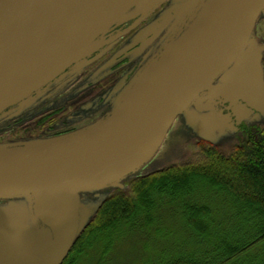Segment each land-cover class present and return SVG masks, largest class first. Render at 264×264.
Returning <instances> with one entry per match:
<instances>
[{
	"label": "water",
	"instance_id": "95a60500",
	"mask_svg": "<svg viewBox=\"0 0 264 264\" xmlns=\"http://www.w3.org/2000/svg\"><path fill=\"white\" fill-rule=\"evenodd\" d=\"M166 1L0 0V115L84 64L115 24L140 21ZM262 12L264 0H202L107 117L73 134L0 145V199L27 197L38 221L31 254L17 225L0 216V264H62L79 233L81 193L117 185L144 166L179 115L204 121L212 97L205 106L198 97L213 94L237 57L243 86L264 104V46L251 39Z\"/></svg>",
	"mask_w": 264,
	"mask_h": 264
},
{
	"label": "trees",
	"instance_id": "16d2710c",
	"mask_svg": "<svg viewBox=\"0 0 264 264\" xmlns=\"http://www.w3.org/2000/svg\"><path fill=\"white\" fill-rule=\"evenodd\" d=\"M241 130L230 155L203 144L202 162L140 177L131 194L107 199L62 264L88 263L93 252L96 264H112L121 242L150 240L161 212L181 217L189 246L151 264H264V122ZM138 248L133 255L140 259L145 250Z\"/></svg>",
	"mask_w": 264,
	"mask_h": 264
},
{
	"label": "flooded vegetation",
	"instance_id": "af4514ba",
	"mask_svg": "<svg viewBox=\"0 0 264 264\" xmlns=\"http://www.w3.org/2000/svg\"><path fill=\"white\" fill-rule=\"evenodd\" d=\"M201 2L202 0H167L140 21L132 19L115 24L106 34L109 42L87 58L84 64L68 68L40 93H35L29 101L14 104L0 115L1 123H8V120L9 128L13 130L4 140L13 141L1 145L49 140L73 134L91 126L92 122L107 117L133 78L162 52L167 43L185 29ZM121 38L128 41L122 49L116 53L107 49L116 46ZM250 46L249 42L246 50ZM129 57H136L133 69L123 76L116 87L113 88L109 82L94 88L78 86L79 81L85 78L88 67H97L103 72ZM242 60L243 55L237 57L215 80L213 94L205 91L198 97L201 106L207 105L212 97L213 110L235 125H239L241 117L258 102L257 95L252 89L243 86L242 79L237 74ZM88 79L89 77L86 81H91ZM205 98L208 99L203 100ZM195 104H192L191 111L196 109ZM24 115H27L25 119L22 118ZM244 125L248 124L243 123L241 126Z\"/></svg>",
	"mask_w": 264,
	"mask_h": 264
},
{
	"label": "rangeland",
	"instance_id": "374dc122",
	"mask_svg": "<svg viewBox=\"0 0 264 264\" xmlns=\"http://www.w3.org/2000/svg\"><path fill=\"white\" fill-rule=\"evenodd\" d=\"M251 38L260 46H264V12L259 15ZM127 42L126 38H121L120 41L115 44L116 46L107 49L113 50V53H116L122 49ZM135 58L136 57H129L128 59L112 65L103 72H100L97 67H88L89 69L84 75L85 78L79 81L78 86H91L94 88L103 85L104 82H109L114 88L122 80L123 76L133 69ZM87 77H89L88 80L91 81H86ZM114 97V103L116 104V94H114ZM214 112L216 111L209 110L201 113L206 119L201 121L198 125L189 122V115H179L168 130L156 155L144 166L122 179L117 185L107 186L99 190L82 192L81 201L85 207L82 208L81 212L79 232L95 219L100 208L107 199L121 192L131 194V182L133 180L174 165L202 162L205 158L201 149V147L204 146L203 144L216 146L223 153L230 155L234 146L240 140L239 137L242 135L241 125L243 123L255 125L264 122V104L259 100L255 102L251 110H247L248 113L245 116L241 117L239 125L233 124L231 120L222 114L225 120H220L218 117L220 113L216 112L215 114ZM26 117L27 115L22 118L25 119ZM1 121L2 119H0V145L13 141H4L13 130L9 128L10 124H8V120V123H1ZM96 122L90 124L93 125ZM88 127H90V125ZM0 216L7 218L10 222L17 225L25 238L26 245L29 246V252L35 254L38 221L30 210L28 198L19 196L0 199ZM182 225L183 220L180 216H174L172 212H161V215H158L157 225H155V229H153L154 234L150 240L147 235L139 240L121 242L112 256V264H145L146 262L147 264H151L150 261L153 259L156 260V258V261L159 263L163 259H171L178 256L181 251L186 250L189 246V240L182 232ZM139 245H141V247L143 245L145 250V253L141 254L140 259L135 258V255H133L134 250H137ZM93 256L95 257L84 264H96L98 261L97 253L93 252Z\"/></svg>",
	"mask_w": 264,
	"mask_h": 264
}]
</instances>
